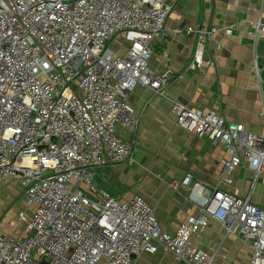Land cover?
I'll list each match as a JSON object with an SVG mask.
<instances>
[{"label": "built area", "instance_id": "built-area-1", "mask_svg": "<svg viewBox=\"0 0 264 264\" xmlns=\"http://www.w3.org/2000/svg\"><path fill=\"white\" fill-rule=\"evenodd\" d=\"M171 10L166 0H0V183L19 182L25 204L17 214L22 235L0 233V264H132L159 249L185 264H216L221 246L192 242L211 221L224 229L221 243L232 236L247 248L245 260L228 264H264V208L249 193L222 188L232 186L243 162L254 172L252 183L264 172V134L173 102L176 124L227 153L217 183L190 172L170 182L199 211L174 232L161 228L139 194L111 196L92 178L93 166L131 157L130 141L117 132L118 125L131 131L137 123L128 92L141 86L163 94L169 82L149 59L152 41L168 34ZM234 27L174 28L196 37L185 71L212 66L207 41ZM248 33L264 37L259 17ZM119 35L120 51L110 46ZM262 71L253 65L259 83Z\"/></svg>", "mask_w": 264, "mask_h": 264}, {"label": "crops", "instance_id": "crops-1", "mask_svg": "<svg viewBox=\"0 0 264 264\" xmlns=\"http://www.w3.org/2000/svg\"><path fill=\"white\" fill-rule=\"evenodd\" d=\"M166 1L172 3L166 20L168 34L152 41L149 66L157 73H167L169 82L163 94L141 86L128 92L137 123L131 131L118 125L117 132L130 141L131 157L121 163L93 166L90 172L107 167V174L95 177L98 188L120 199L139 194L152 207L161 228L174 232L199 211L186 198V190H175L170 182L190 172L203 182L217 183L227 153L222 144H213L207 135L198 136L176 124L173 102L216 111L229 122L242 123L248 133L264 134V83H259L253 72L254 64L264 68V37L255 39L248 33L258 17L264 24V0ZM197 22L235 27L232 34L217 32L207 41L206 56L213 58L212 66L185 71L196 37L193 33H175L173 29ZM253 176L254 172L243 162L234 171L232 186L222 184V188H229L238 196L249 193L251 202L264 208V172L252 183ZM22 190L17 181L0 183L4 216L13 200H23ZM30 209L27 208L29 215ZM223 233V227L211 221L193 234L192 242L202 248L221 246L223 256L216 264L245 260L247 252L243 250L247 248L232 236L221 243ZM132 264L185 263L159 249L152 254L143 252Z\"/></svg>", "mask_w": 264, "mask_h": 264}, {"label": "rangeland", "instance_id": "rangeland-1", "mask_svg": "<svg viewBox=\"0 0 264 264\" xmlns=\"http://www.w3.org/2000/svg\"><path fill=\"white\" fill-rule=\"evenodd\" d=\"M110 46L113 48L117 47L118 49H122L123 47H125V43H124L123 38L118 36L116 39L111 41ZM104 170H108L107 167H98L97 173L95 171H92L91 174H92L93 180H95L96 176H102V175L107 174V171H104ZM0 196H1V193H0ZM3 200H4L3 197H0V203H3ZM4 209L6 208H3L2 210V207H0V233H3V234L6 233V234L13 235V236H19V233H22V230H21L22 225L20 224L18 220L17 214L20 210L24 209L23 200L20 197H18L16 200H13V202L10 204L9 211L7 212V214H5V216H4V213H5ZM243 251L247 252L246 249H244Z\"/></svg>", "mask_w": 264, "mask_h": 264}]
</instances>
